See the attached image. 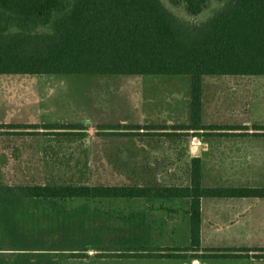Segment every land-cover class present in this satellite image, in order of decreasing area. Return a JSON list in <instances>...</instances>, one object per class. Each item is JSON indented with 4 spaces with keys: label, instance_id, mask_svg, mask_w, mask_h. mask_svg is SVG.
<instances>
[{
    "label": "rangeland",
    "instance_id": "obj_1",
    "mask_svg": "<svg viewBox=\"0 0 264 264\" xmlns=\"http://www.w3.org/2000/svg\"><path fill=\"white\" fill-rule=\"evenodd\" d=\"M163 2L178 17L195 22L208 18L219 6L212 4L192 18ZM241 83L252 86L236 90L234 85ZM241 93L248 95H235ZM200 95L202 125H264V76H203ZM184 116L190 117V82L184 76L0 75V125L78 127L0 129V187L184 184L189 159L196 152L190 150L197 147L192 143L195 137L209 146L237 149L222 154L231 159L219 166L222 179L246 184L242 187H264V136L249 132L220 137L210 131L173 136L175 131L150 134L155 132L132 128L151 125L145 124L147 120L156 126L180 125L163 123L183 121ZM107 125L122 129H102ZM120 201L0 197V264H182L179 259L108 257L115 252L99 257L103 250H138L145 240L134 221L125 224L135 213ZM246 201L230 205L248 226L214 239L203 235L205 246L239 250L224 253L245 258L206 260V264H264L260 258L264 251H254L264 249V199Z\"/></svg>",
    "mask_w": 264,
    "mask_h": 264
},
{
    "label": "trees",
    "instance_id": "obj_2",
    "mask_svg": "<svg viewBox=\"0 0 264 264\" xmlns=\"http://www.w3.org/2000/svg\"><path fill=\"white\" fill-rule=\"evenodd\" d=\"M166 1L192 18L212 4L219 6L211 16L195 22L172 13L163 0H0V75L184 76L190 82L189 124L137 125L133 130L155 132L150 134L175 131L171 133L173 136L189 134L185 132L189 130L210 131L220 137L246 136L248 132L264 136V125L248 128L200 123L201 77L264 76V0ZM0 129L73 130L78 127L4 124ZM102 129L122 127L107 125ZM0 197L37 202L186 198L189 200L187 248L159 250L166 253L103 250L106 253L98 255L115 252L108 257L206 261L245 257L224 253L239 250L201 248V199H264V187H204L200 159L193 157L184 184H30L0 187Z\"/></svg>",
    "mask_w": 264,
    "mask_h": 264
},
{
    "label": "crops",
    "instance_id": "obj_3",
    "mask_svg": "<svg viewBox=\"0 0 264 264\" xmlns=\"http://www.w3.org/2000/svg\"><path fill=\"white\" fill-rule=\"evenodd\" d=\"M235 89L240 90L244 87H251L252 85L241 83L235 84ZM240 96L239 98L247 97L248 94H235ZM238 98V97H237ZM185 118V119H184ZM183 121L165 122L163 124H175L178 122L180 125H188L190 119L184 116ZM142 120H146L145 116H142ZM154 124V121H149ZM156 124H159L156 123ZM153 132V131H152ZM166 131H158L161 133ZM191 132H203V131H185ZM237 133V132H234ZM249 133V132H248ZM192 137H195L193 135ZM198 139V137H195ZM203 146L195 147L191 146L190 150L196 151L191 158L197 157L200 159L201 164V183L204 187H242L246 184H232L228 179H222V176L218 174L220 171V165L224 162H230V158L222 156V154H230L234 150L233 148H225L223 146L207 145L204 139H202ZM184 153V147H182ZM189 159V161H190ZM228 162V163H229ZM170 185V184H169ZM248 187V186H247ZM121 204L125 209H133L135 213L134 219H128L125 224L134 221L135 226L143 238L145 239L142 244L138 246V253H166L159 250L167 249H183L189 246V219L188 209L189 200L186 198L180 199H158V198H120ZM249 199H218V198H203L200 201V246L201 248H212L205 246L203 238L204 234L211 235V239H214V235L230 233L233 228L245 227L248 224L242 222L244 217H241L233 206L230 205L234 202H245ZM254 200V199H252ZM246 201V202H247ZM235 230V229H234ZM236 231V230H235ZM182 235V236H181ZM190 254V253H188ZM140 260H157V259H140ZM158 260H170V259H158ZM198 264H206L205 261L193 259ZM182 264H189V260H181Z\"/></svg>",
    "mask_w": 264,
    "mask_h": 264
},
{
    "label": "built area",
    "instance_id": "obj_4",
    "mask_svg": "<svg viewBox=\"0 0 264 264\" xmlns=\"http://www.w3.org/2000/svg\"><path fill=\"white\" fill-rule=\"evenodd\" d=\"M194 141H192V143L193 144H196L197 145V147H201V146H203L204 144H203V142H201L199 139H197V138H194L193 139ZM191 264H198L196 261H192V263Z\"/></svg>",
    "mask_w": 264,
    "mask_h": 264
}]
</instances>
